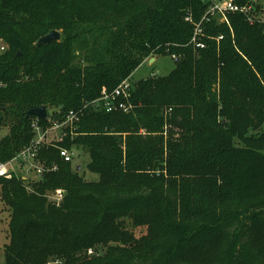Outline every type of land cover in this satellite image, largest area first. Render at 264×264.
<instances>
[{"label": "trees", "instance_id": "obj_1", "mask_svg": "<svg viewBox=\"0 0 264 264\" xmlns=\"http://www.w3.org/2000/svg\"><path fill=\"white\" fill-rule=\"evenodd\" d=\"M260 1L237 3L260 12ZM209 5L0 0V162L37 139L29 110L47 108L43 131L78 116L40 146L42 177L0 179L4 264H264V22H205L197 48ZM53 30L61 40L37 46ZM174 55L168 75L133 83L144 63ZM125 80L129 112L94 109ZM62 148L88 153L99 181Z\"/></svg>", "mask_w": 264, "mask_h": 264}, {"label": "built area", "instance_id": "obj_2", "mask_svg": "<svg viewBox=\"0 0 264 264\" xmlns=\"http://www.w3.org/2000/svg\"><path fill=\"white\" fill-rule=\"evenodd\" d=\"M210 2L209 8L205 15L202 18V21L196 25L194 36L192 42L197 48H204L205 45L201 41V36L204 33L203 24L205 22L212 21L213 18L218 17L222 20L223 23L228 22V16L233 13L244 15L250 23L256 21L264 22V8L256 16L255 6L250 4H239L237 0H208ZM186 20L192 21L191 17H188ZM219 39H222L220 37ZM6 49L5 46L0 47V52H3ZM174 61H177L178 58L174 55ZM132 89L133 85L129 80L123 81L116 89L109 91L106 88H103L101 91V96L93 101L92 106L94 109L104 110L106 112H116L122 111L124 113L129 112L132 109L131 98H132ZM49 119V113H48ZM38 119L35 117L32 127L35 132L38 134L37 139L33 144L21 151L17 156L11 160L3 163L0 162V179H12L13 177L22 176L26 181H31L33 179H38L48 171V167L42 165L37 159L38 150L40 146L44 143H50L44 140L46 135H43V130L39 124ZM53 123L51 127L62 128L66 126H72L75 122L78 121V116L76 113L71 112L64 123L58 124L54 123L53 119L49 120ZM52 130V129H51ZM48 131V130H47ZM60 155L65 160V162H73L74 153L65 148L60 149ZM55 169L54 168H50ZM49 169V170H50ZM32 172V174H29ZM59 198L54 201L60 202L63 199V193H56ZM93 251L90 250L89 254H92Z\"/></svg>", "mask_w": 264, "mask_h": 264}, {"label": "rangeland", "instance_id": "obj_3", "mask_svg": "<svg viewBox=\"0 0 264 264\" xmlns=\"http://www.w3.org/2000/svg\"><path fill=\"white\" fill-rule=\"evenodd\" d=\"M207 2L208 0H204ZM258 1V0H257ZM259 2H261L259 0ZM261 4V3H260ZM262 8L264 6L260 5ZM256 7V6H255ZM256 16L259 14V8L256 7ZM215 20H218V22L223 23L222 20L218 17L213 18ZM229 19V17H228ZM5 46L3 42L0 43V47ZM157 61L154 65L150 63H144L137 71L133 73L132 81L133 83H137L145 78H148L149 76L155 75L158 77H163L168 75L175 67V63L172 57L170 56H158L155 58ZM52 129V130H51ZM165 137L168 135L167 127ZM9 133L8 127H1L0 128V141L1 139L6 136ZM60 134L61 129L50 127L48 131H44L43 135L45 136V141L52 142L53 140H60ZM38 135V134H37ZM74 152V160L73 164L74 166H80L82 168V175L85 177L88 181H99V175L97 173H92L88 170L87 165L90 161V156L88 153H86L83 149H75ZM29 174H32V172H29ZM52 200H56L58 197L57 194H54L50 197ZM8 216L7 210L4 208L3 204L0 202V264H4V244L7 242V232H6V223L3 221V218H6ZM146 232V228H139L136 230L137 235L144 234Z\"/></svg>", "mask_w": 264, "mask_h": 264}, {"label": "water", "instance_id": "obj_4", "mask_svg": "<svg viewBox=\"0 0 264 264\" xmlns=\"http://www.w3.org/2000/svg\"><path fill=\"white\" fill-rule=\"evenodd\" d=\"M60 40H61V32L57 30H53L49 34L41 37L37 42V46L49 45L53 42H58ZM151 61L154 62L155 58H152ZM31 117H36L41 120H46L48 119V110L45 106L40 108H33L26 113V118H31ZM80 170L81 167L78 166V171Z\"/></svg>", "mask_w": 264, "mask_h": 264}, {"label": "crops", "instance_id": "obj_5", "mask_svg": "<svg viewBox=\"0 0 264 264\" xmlns=\"http://www.w3.org/2000/svg\"><path fill=\"white\" fill-rule=\"evenodd\" d=\"M156 61H157L156 59H155L154 62H152V61L150 60L149 63H150V64H153V63H156Z\"/></svg>", "mask_w": 264, "mask_h": 264}]
</instances>
